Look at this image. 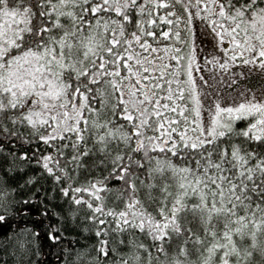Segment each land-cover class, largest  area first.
<instances>
[{
	"label": "snow or ice",
	"instance_id": "snow-or-ice-1",
	"mask_svg": "<svg viewBox=\"0 0 264 264\" xmlns=\"http://www.w3.org/2000/svg\"><path fill=\"white\" fill-rule=\"evenodd\" d=\"M43 221L55 264H264V0H0V264Z\"/></svg>",
	"mask_w": 264,
	"mask_h": 264
},
{
	"label": "rangeland",
	"instance_id": "rangeland-1",
	"mask_svg": "<svg viewBox=\"0 0 264 264\" xmlns=\"http://www.w3.org/2000/svg\"><path fill=\"white\" fill-rule=\"evenodd\" d=\"M196 33H197V45L202 49L200 52L201 58L203 57V53L207 51H211L210 47H208L210 42V37L204 34L203 28L199 23L196 24ZM238 71H244V76L240 78V83L242 87L246 88H260L261 85V76L257 72L249 73L246 69H236ZM204 75L209 79V84L212 85L211 91L214 95L219 94L220 98L225 103H232L238 98V92L241 87H237L236 85H231V81L228 79L227 74H223L224 83H220V75L217 74L215 78H213V74L210 72H205Z\"/></svg>",
	"mask_w": 264,
	"mask_h": 264
},
{
	"label": "trees",
	"instance_id": "trees-1",
	"mask_svg": "<svg viewBox=\"0 0 264 264\" xmlns=\"http://www.w3.org/2000/svg\"><path fill=\"white\" fill-rule=\"evenodd\" d=\"M162 27H167V25H162ZM159 31V29H158ZM36 171L38 172L39 169H36ZM86 177L85 176H81V179H85ZM38 180H39V184L40 185H43L44 187H49V184L48 182H46L45 178L44 177H38ZM39 195L40 196H43V190H41L39 192ZM28 221H40L41 220V217H40V214L38 211H36L34 209L32 215L30 217H27L26 218ZM47 224V221H43V224L41 225V236L39 238V242L43 243L44 247H43V253L38 259L40 261H43V264H55L56 260H57V257L59 255V248L61 246L57 245L55 242H53L52 240L48 239L46 235L43 234V225H46ZM32 227V223H28L27 225L25 224H21L20 227ZM12 227H16L15 224L12 225ZM7 230H11L9 228V226L7 225H4V226H0V237H3V236H6L8 235V231ZM2 255V254H0ZM34 259H36L34 257Z\"/></svg>",
	"mask_w": 264,
	"mask_h": 264
}]
</instances>
